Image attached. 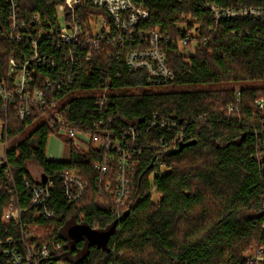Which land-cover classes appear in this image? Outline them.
Segmentation results:
<instances>
[{"label":"trees","instance_id":"16d2710c","mask_svg":"<svg viewBox=\"0 0 264 264\" xmlns=\"http://www.w3.org/2000/svg\"><path fill=\"white\" fill-rule=\"evenodd\" d=\"M63 1L16 0L31 31L56 25V8ZM131 1L148 10V17L135 30L159 33L166 64L174 73L171 81L153 84L146 81L145 70L130 71L125 53L143 47L146 40L134 35L124 44H111L116 33L110 17L103 9L82 3L75 9L80 21L87 24L90 15L102 16L110 32L104 33L98 50L86 49L89 59L81 49L74 58H65V46L41 40L39 52L53 64H33L30 86L43 87L45 78L57 79L63 71L73 82L53 97L68 100L69 110L61 112L77 130L111 132L112 139L125 148L131 137L128 127L135 128L132 143L141 151L133 157L134 176L126 201L114 204L102 190L113 179L112 172L103 174L95 166L102 162L103 148L93 143L80 148L65 137L69 157L48 159L47 141L57 127L32 106L31 113L20 120L15 108L25 103L15 99L3 110L0 100V120L8 124L12 145L7 158L15 185L14 203L26 209L19 221L1 222L10 200L8 189H1L0 242L21 247L23 230L30 233L25 244L58 240L60 249L38 258L40 264H264V17L216 20L207 6L264 10V0ZM9 6L0 0V83L11 88L9 60L20 63L22 55L29 57L32 50L28 41L11 35ZM186 36L192 52L180 45ZM105 86L108 102L104 109L96 105V95ZM161 118L174 119L183 135L166 153L144 147L147 142L172 138L173 129L150 126L153 119ZM99 120L103 125L96 130L93 124ZM30 164L47 176L78 171L86 185L83 197L69 201L54 175L46 202L54 216H36L24 183V179L36 183ZM114 223L104 247L68 235L75 224L105 231ZM7 238L11 244H6ZM257 254L263 257L261 261H255ZM7 260L0 254V264Z\"/></svg>","mask_w":264,"mask_h":264},{"label":"built area","instance_id":"2783aa9c","mask_svg":"<svg viewBox=\"0 0 264 264\" xmlns=\"http://www.w3.org/2000/svg\"><path fill=\"white\" fill-rule=\"evenodd\" d=\"M9 2L8 21L11 30V35L14 39L28 41L31 44V54L28 57L22 55L20 63L15 61V58L9 60V71L13 74V86L8 88L4 83H0V100L3 103L2 109L6 110L8 102L18 99L25 104L15 108V113L20 120L28 116L32 109L31 106L37 108L47 118L53 126L57 127V133L71 139L77 146L85 148L89 143H93L96 147L103 148L105 153L101 163H96V168L103 174L113 173L112 180L106 181L103 186V192L112 200L114 204H123L129 193L130 179L134 176L133 157L136 153H140V149L136 144H133L136 130L134 127H128L131 135L126 147L112 139V133L102 131V133L92 134L85 130H77L70 121L64 116V112L69 110V102L66 98H54L53 94L59 91L63 85L72 84V76L65 72H61V76L57 79L45 78L44 86L36 89H31V73H33V64L40 66L47 61L53 64V60L47 59L45 54L39 52L38 43L41 40H47L56 47L65 46L66 52H62L65 58H74L77 49L84 50L87 58H90V52L86 49L91 47L94 50L99 49L100 40L104 37V33H109L110 25L102 16L90 15L89 22L85 24L81 22L75 14V9L82 3H90L91 5L101 8L110 17L113 22L116 35L109 41L111 44L126 43L128 38H133L134 35L139 36L140 40H146L143 47L132 49L125 53L124 61L130 71L143 69L147 72V82L153 84L159 82L171 81L174 78L173 71L166 64V57L160 45V35L157 31L142 32L136 31L135 26L142 19L148 17L149 13L142 5H136L131 0H64L57 6V13L67 11L65 16V24L52 25L48 28L30 30L26 22L21 18L16 0H4ZM211 9L218 20L221 17H264L262 8L254 7H238L220 10L215 5H207ZM33 20L38 21L37 15H33ZM188 36L180 41V45L188 44ZM108 41V42H109ZM107 86L101 88L96 95V105L104 108L107 105ZM238 100V97L236 98ZM257 104L260 108L263 107V100L259 99ZM60 109V111H58ZM232 109V106H229ZM150 126H159L162 129H173L172 138L167 141L162 138L158 141L147 142L144 147L148 149H156L162 153H166L175 147L177 142L183 139L182 129L176 124L174 119L161 118L160 120L153 119ZM103 125L102 120L93 124L96 130ZM8 124L0 120V191L3 188L8 189L10 200L1 214V222L9 223L19 221L21 213L26 209L17 207L15 201V185L8 167L7 153L11 148L10 140L7 136ZM125 130L126 136L128 135ZM125 136V137H126ZM125 140V138H123ZM132 149V153L129 152ZM135 151H137L135 153ZM258 156L262 157L263 153L258 152ZM57 177L61 180L64 194L69 201L80 200L86 190L84 181L78 174V171L69 169L57 172ZM45 177V181H41V172L35 178L36 183L24 179L25 185L30 190L29 206L35 209V215L45 219L54 216V212L47 207V200L51 196L53 187V176ZM30 238V233L22 231L19 240L21 247L16 245H3L0 242V254L5 255L8 260L6 264H40L38 258H47L52 252L60 249L58 240L42 242L39 245L25 244L24 241ZM6 244H11V239H6ZM263 257L260 254L255 255V261H261ZM48 264H51L49 262Z\"/></svg>","mask_w":264,"mask_h":264},{"label":"rangeland","instance_id":"374dc122","mask_svg":"<svg viewBox=\"0 0 264 264\" xmlns=\"http://www.w3.org/2000/svg\"><path fill=\"white\" fill-rule=\"evenodd\" d=\"M58 18V23L60 25H64L65 24V16L64 13L62 12H58L57 15ZM186 48L184 49L186 52H192V48L191 46H185ZM65 136L61 135L60 133H54L51 134L49 139H48V143L46 145V154L50 157H68L69 156V149L68 146L66 145L65 141H64ZM80 148H83L82 146H79ZM29 170L31 172V174L34 176V178L38 177L39 174V169L30 164L29 165ZM57 264H66L62 261H58Z\"/></svg>","mask_w":264,"mask_h":264},{"label":"water","instance_id":"95a60500","mask_svg":"<svg viewBox=\"0 0 264 264\" xmlns=\"http://www.w3.org/2000/svg\"><path fill=\"white\" fill-rule=\"evenodd\" d=\"M45 177L46 175L44 173H41L42 182L45 181ZM114 228L115 223L112 225L111 228L105 231L96 230L92 226L86 224H75L69 227L68 235L72 240L84 237L88 242L96 244L100 247H104L107 245Z\"/></svg>","mask_w":264,"mask_h":264},{"label":"crops","instance_id":"0c3cea01","mask_svg":"<svg viewBox=\"0 0 264 264\" xmlns=\"http://www.w3.org/2000/svg\"><path fill=\"white\" fill-rule=\"evenodd\" d=\"M49 137H50V136H49ZM48 139H49V138H48ZM47 143H48V141H47ZM46 157H47L48 159L60 160V159L68 158L69 156H68V157H62V156H60V157H57V158H56V157H53V158H52V157H50V156H48V155L46 154Z\"/></svg>","mask_w":264,"mask_h":264}]
</instances>
